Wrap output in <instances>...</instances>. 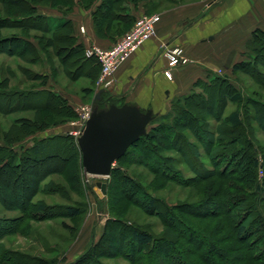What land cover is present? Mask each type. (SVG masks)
Segmentation results:
<instances>
[{
	"label": "rangeland",
	"instance_id": "obj_1",
	"mask_svg": "<svg viewBox=\"0 0 264 264\" xmlns=\"http://www.w3.org/2000/svg\"><path fill=\"white\" fill-rule=\"evenodd\" d=\"M70 1L86 8L95 0ZM147 1L150 0H136V3L133 4L138 7L147 4ZM167 1L152 0L149 5L156 7V5L161 4L167 8L171 5ZM198 1L203 0H196V3ZM203 2L206 4L213 3L215 6L219 0H204ZM56 4V8L52 9L47 3H43L40 10L47 15L59 16L57 8L65 11L71 8L67 2L61 0H57ZM128 4L127 6H129ZM2 8L5 7L0 3L1 11ZM13 12L16 11L10 10V13ZM14 26L11 23L3 22L2 27L4 29H0V35L3 38H16V36L11 35H19L23 32L30 33L26 29L23 31L17 29V26L13 28ZM80 28L78 36H84L80 32ZM30 35L32 36H29V40L34 45L33 49L35 50L31 49V52L27 53L24 58H21L19 54L22 51H30V49H24L20 42L15 41L0 46V145L10 148L11 141L21 138L20 142L13 145L19 150V153L22 152L21 154H23L27 153L28 150L26 149L34 144L45 142V155L49 152L51 159L35 163L25 162L16 169L10 167L2 171L0 198L5 201H0V222L4 228L8 227V229L0 232V251L12 252L7 254V263L5 264H44L43 262L45 264H72L86 253L88 254L83 264H131L128 257L131 258L134 253L141 255L144 259L142 264H162L164 251L159 245L157 247L153 245L151 248L146 247L141 251L142 248L140 249L137 244L133 245L131 242L132 232L135 228L148 229L156 237H161L166 232L162 216L147 212L145 209L148 206L150 196L163 201L168 206H182L183 212L179 216L193 224L216 222V224L226 223L228 225L231 218H234L232 224L237 223L250 203H243L232 215L221 217L216 221L213 219L210 221L194 219L190 214L197 216L200 214L201 216L207 213V209L200 207V204L206 198L212 199L216 186L223 183V179H220L219 176L201 183L198 173L215 171L219 175L226 170L227 172L237 170V175L241 176L239 171L241 167L238 168L236 162L231 167H226V163H218L219 165L214 166L211 159L204 157L203 164L205 167L196 173V168L191 167L186 159L182 158V154L170 148V141H168L170 132L168 135L167 132H162L156 142L150 144L154 152L151 149L138 146L132 149L130 155L123 161L129 176L137 184L136 195L131 202L126 201L121 193V181L111 176L87 175L82 166L80 149L81 156H79L80 154L75 155L77 150H74L73 147L78 146V142L77 136L72 133H77L83 128V109L91 106L94 93L100 91L97 84L101 74L95 83L83 76L80 77V74L75 73V71L71 73L75 69L73 62L76 57L69 58L71 55L66 49L68 43H56L55 36H49L38 31H32ZM96 36L98 35L96 34ZM78 39L80 41L79 37ZM51 41L53 44L55 42L54 46H52ZM48 44L51 45L48 46ZM243 60L248 59L245 56ZM259 62L260 65L254 68L257 72L255 75H247L242 72L238 75H232V70H230L229 72L219 71L214 76H223L228 73L231 76L232 84L243 93L245 98L264 103V52L259 55ZM44 82H46V86L42 87L41 84ZM91 85L93 86L90 92H84L86 87ZM44 88L46 90L53 89L56 94L60 95L61 99L71 105L77 114L76 118L70 120L67 118L69 117L67 116L68 112L59 109L63 105L60 99H57L55 104L50 103L49 93L40 91ZM32 90L35 93H32ZM18 92L19 94H17ZM174 102L176 101H172L167 113L174 111ZM119 103H123V100ZM47 105L58 115H50L47 112ZM250 106L248 113L242 104L238 107L235 103H229L223 112V120L236 108H244L245 120L247 118L251 120L252 139L261 155L264 154V133L260 123L250 119V114H255L254 110L257 106L253 104ZM192 111L196 114V110L192 108ZM154 114L157 121L163 115L159 112H154ZM36 118H39L43 126L44 122H48L46 125L49 129L28 135L26 129L24 132L21 127L16 126L23 120ZM203 118L215 128L223 124V122L220 124L212 116L204 115ZM155 126L158 124L152 123L148 128L151 131ZM15 128H19V132ZM181 132L190 143L198 144L197 139L190 134L191 132L187 130H181ZM59 135L70 136L73 140H60L57 137ZM47 136L52 137V139L43 141L44 137ZM189 148L191 149V147ZM245 158L247 160L248 156ZM118 167L116 162L114 168ZM157 175H164L167 179ZM260 181L264 183V172H260ZM99 182L110 183V195L108 192L104 196L99 195L98 192H101L100 188L97 187ZM237 184L241 183L238 182ZM27 186L33 190L38 187V191L29 204V208H27L29 209L27 214L34 218L23 217L24 211L17 208L20 206L19 201L22 199V195L26 194ZM250 192L251 187L246 188L244 192H238V195L240 198L246 197L250 200L252 198L247 197ZM145 193H148L147 198ZM212 200L213 203L219 204L218 199ZM257 204L264 212V198ZM70 207L78 209L80 214L77 217H69L67 208ZM158 209L164 210L161 206L157 207ZM224 210V208L215 207V212L221 213ZM20 217L26 220L19 224L16 220ZM110 220H115L116 223L113 224ZM120 222H126L129 226L123 232L117 230L121 225ZM259 230H262L261 227ZM261 232L258 233L257 239L254 237L249 241V245L254 244L252 251H250L251 255L261 259L257 264H264V234ZM229 234L230 230L228 229L222 236H229ZM253 240L257 241L253 242ZM218 245L220 248H230L233 242L228 241ZM178 253L179 251H174L172 254L174 257H180Z\"/></svg>",
	"mask_w": 264,
	"mask_h": 264
},
{
	"label": "trees",
	"instance_id": "obj_2",
	"mask_svg": "<svg viewBox=\"0 0 264 264\" xmlns=\"http://www.w3.org/2000/svg\"><path fill=\"white\" fill-rule=\"evenodd\" d=\"M57 1V0H56ZM55 0H0L3 7L0 10V29L3 22L6 24H13L17 26V29L27 30L28 32L38 31L49 36H55L56 43H68L70 53L69 58L76 57L74 60V70L71 73H79L80 77H85L92 81H96L100 70V64L95 57L86 56V47L79 41L75 35V25L69 18L76 8V3L70 0H61L67 2L71 6L70 10L58 9L59 16H52L42 13L40 10L41 4L47 3L52 9H55L57 4ZM136 3V0H102L101 4L95 9L92 16L95 24V31L98 36H122L127 33L135 24L139 15L134 16L128 12L127 4ZM152 2V1H151ZM96 0L90 3L84 9H91ZM149 5V3H147ZM147 5V6H148ZM152 6V5H149ZM152 8H155L154 6ZM151 9L144 11V14L150 15ZM14 9L16 12L10 13V10ZM13 28H16V27ZM30 33L23 32L19 35L11 38H3L0 35V46L20 42L24 49H30V51H22L19 56L24 58L27 53L31 52L34 45L29 40ZM20 36V37H19ZM264 31L257 30L254 33L253 39L248 42L247 51L245 56L248 60H243L233 64L232 75H238L240 72L247 75L257 74V65H260L259 55L264 52ZM260 37V38H259ZM259 38V39H258ZM11 39V40H9ZM65 40V41H64ZM58 41V42H57ZM52 42V41H51ZM53 44V42H52ZM51 44H48V46ZM55 45V42L52 46ZM65 49V48H61ZM35 50V49H33ZM68 58V59H69ZM83 74V75H82ZM74 75V74H73ZM36 81V80H35ZM42 87L46 86V82L41 84ZM5 89V88H4ZM16 91V90H15ZM35 91V90H34ZM44 93H49V102L54 103L57 99L63 102V105L59 109H64L68 112L67 118L70 120L76 118V112L74 109L60 98V95L54 91L41 89ZM90 92L89 89L85 92ZM7 93V92H6ZM32 93L33 92L32 90ZM19 94V92L17 93ZM98 94V93H97ZM5 95V94H3ZM96 97V96H95ZM92 101V100H91ZM174 111L163 114L159 121L157 118L152 123H157L151 131L148 128V132L145 136L141 137L138 142L132 145L125 156L117 161L119 167L114 168L111 173V177L117 179L120 182V188H122V195L128 202L134 200L136 195L135 181L129 176L128 171L123 165V161L130 155V151L138 146L143 148H153L150 144H154L162 132H170V148L176 150L182 154V158L186 159V162L191 167L196 168V173L200 172L205 164H203L204 157L211 159L214 166L226 163V167H231L235 162L240 168L241 176L237 175V170H230L227 172H221L219 175L215 171H201L199 181L201 183L206 182L210 178L219 176L223 179V183L216 186L215 192H213L212 199H218L213 203L212 199L206 198L200 207L206 208L207 213L204 215L190 214L194 219H204L207 221L218 220L221 217H229L235 210L243 203L248 204L246 210L237 221L236 224H232L234 218L226 223H209V224H193L189 221L183 220L179 214L183 211L182 206H168L163 201L150 196L148 198V206L145 208L147 212L156 213L164 220L166 232L161 237H156L148 229L141 230L135 228L132 232L131 242L133 245L137 244L141 251L144 248H151L153 245L159 247L164 251L162 264H257L261 259L252 256L250 251L254 244L249 245L251 239H257L258 233L264 234V212L257 204L264 198V183L260 181V172H264V154L260 155L254 140L252 139L253 127L251 120L247 118L245 120L244 108H236L226 119L223 120V112L229 103H235L238 107L243 105L245 111L249 113L248 109L250 105H256L254 115L250 114V119L256 120L260 123L262 132L264 133V103L254 99H247L233 84L230 75L214 76L210 81H198L196 83V89L187 96H183L175 99ZM55 104V103H54ZM99 110L108 109L111 105L122 106L123 103H119L117 100L105 99L104 92L101 94L100 100L95 103ZM178 106V108H176ZM49 114L58 115L56 111H53L48 105L46 107ZM192 108L196 110V114L192 111ZM253 112V113H254ZM247 113V114H248ZM61 115V114H60ZM204 115L212 116L216 118L220 124L215 128L212 124L207 122ZM171 121V123H168ZM48 122H44V126L39 118L34 120H23L16 124L17 127L28 135H33L39 131H45L49 129L46 125ZM151 123V124H152ZM150 124V125H151ZM149 125V127H150ZM28 129V130H27ZM16 131L19 128H15ZM181 130H187L191 132L192 137L197 139L198 144L193 145L182 134ZM19 132V131H18ZM240 136V138H238ZM58 139L67 141L73 140L70 136L59 135ZM237 137V138H236ZM16 138L11 141L10 148H5L0 145V177L3 175L2 171L6 168H18L25 162H41L51 159L50 153L45 155L44 145L45 142H39L29 147L27 153H19V150L14 147L13 144L20 142L22 139ZM51 140L52 137H44V140ZM75 145V144H74ZM191 147V149L189 148ZM169 148V149H170ZM74 150H77V154H80L79 147L75 145ZM47 156V157H44ZM81 156V154L79 155ZM245 156H248L245 160ZM81 158V157H80ZM140 161V160H138ZM137 161V162H138ZM221 161V162H219ZM142 162V161H141ZM81 163V162H80ZM162 176V175H157ZM167 179L166 176H162ZM240 182L242 186L237 183ZM214 184V183H213ZM251 187V192L247 197L252 198H240L238 192H244L246 188ZM30 189V190H29ZM38 187L33 190L26 187V194L22 195V199L19 201L20 206L17 207L23 210V217L32 215L27 214L29 204L32 202L34 195ZM0 191H2L0 189ZM107 192L110 195V183L107 184ZM148 193H145L147 198ZM245 196V195H244ZM0 201L4 202V199L0 198ZM221 201V202H220ZM161 206L164 210H157V207ZM44 207V206H42ZM215 207L224 208V212H215ZM9 209V208H8ZM44 209V208H43ZM46 209V208H45ZM69 217H77L80 211L76 208H67ZM34 218V217H32ZM26 220L20 217L16 220L17 223H21ZM115 224V220H110ZM118 222V221H117ZM121 223V222H120ZM179 224V226H177ZM126 222L121 223L119 229L120 232L125 231L128 228ZM258 227V228H257ZM261 227L262 230H259ZM8 229L0 222V232ZM230 230L229 236H222L226 230ZM233 242L230 248H220L218 244H224L225 242ZM257 240H253L256 242ZM139 249V250H140ZM141 251H139L141 253ZM178 252L179 256L174 257L172 253ZM12 253L9 251H0V264L7 263L8 255ZM8 254V255H7ZM87 254H83L77 261L72 264H83L87 257ZM237 254V255H236ZM134 258L128 257L131 264H142L143 258L141 255L134 253L131 255ZM183 256V257H182ZM178 258V259H177ZM45 264V262H43Z\"/></svg>",
	"mask_w": 264,
	"mask_h": 264
},
{
	"label": "crops",
	"instance_id": "obj_3",
	"mask_svg": "<svg viewBox=\"0 0 264 264\" xmlns=\"http://www.w3.org/2000/svg\"><path fill=\"white\" fill-rule=\"evenodd\" d=\"M101 1L97 0L91 9L77 5L69 17L75 25L76 37L86 48L92 45L109 48L123 37L96 36L92 14ZM203 1L168 0L171 5L167 8L161 4L155 8L148 4L136 7L130 2L127 8L131 15L140 16L152 8L150 15H160L161 21L156 35L111 77L107 88L101 89L105 99L123 100L124 104L144 111L166 114L172 101L192 93L198 81H210L215 73L229 72L233 63L243 61L254 33L264 31V0H219L215 6ZM81 26L86 29L84 36H78ZM165 45L182 48L188 59L187 64L172 69V81L165 76L168 69V60L163 55Z\"/></svg>",
	"mask_w": 264,
	"mask_h": 264
},
{
	"label": "water",
	"instance_id": "obj_4",
	"mask_svg": "<svg viewBox=\"0 0 264 264\" xmlns=\"http://www.w3.org/2000/svg\"><path fill=\"white\" fill-rule=\"evenodd\" d=\"M103 92L100 90L96 95L91 117L77 142L84 171L93 176L110 177L114 164L147 134L155 114L132 104L111 105L99 110L95 103ZM97 187L101 190L100 196L106 195L107 183L99 182Z\"/></svg>",
	"mask_w": 264,
	"mask_h": 264
},
{
	"label": "built area",
	"instance_id": "obj_5",
	"mask_svg": "<svg viewBox=\"0 0 264 264\" xmlns=\"http://www.w3.org/2000/svg\"><path fill=\"white\" fill-rule=\"evenodd\" d=\"M161 21V16L157 14H142L138 16L133 27L123 35V37L109 48H102L92 45L86 49L87 57L97 58L101 67V76L98 80L99 89L107 88L111 84V77L157 32V26ZM82 34H86L85 27L80 28ZM163 55L168 60V69L165 76L168 80H173L172 69L187 63L184 50L180 47L164 46ZM83 128L75 132L77 139L82 135L86 122L92 114V106L83 109ZM87 174V173H86ZM89 175V174H87Z\"/></svg>",
	"mask_w": 264,
	"mask_h": 264
}]
</instances>
